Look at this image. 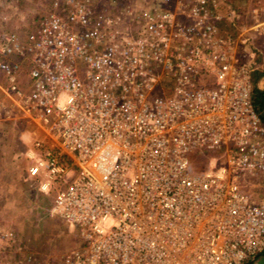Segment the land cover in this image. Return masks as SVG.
Listing matches in <instances>:
<instances>
[{
  "label": "built area",
  "instance_id": "obj_1",
  "mask_svg": "<svg viewBox=\"0 0 264 264\" xmlns=\"http://www.w3.org/2000/svg\"><path fill=\"white\" fill-rule=\"evenodd\" d=\"M103 1L49 0L24 35L0 30V104L33 126L26 178L53 190L49 216L82 241L16 264L253 261L264 250V124L250 98L264 0L250 24L229 12L231 31L217 0ZM193 148L222 164L192 173Z\"/></svg>",
  "mask_w": 264,
  "mask_h": 264
},
{
  "label": "rangeland",
  "instance_id": "obj_2",
  "mask_svg": "<svg viewBox=\"0 0 264 264\" xmlns=\"http://www.w3.org/2000/svg\"><path fill=\"white\" fill-rule=\"evenodd\" d=\"M109 1V0H108ZM157 0H118L120 5L132 3L135 9L147 7ZM49 0H0V30L24 35L33 29L36 20L47 10ZM256 0H217L216 9L223 20L218 22L221 30H232L224 18L230 14L235 25H247L252 20V8ZM255 3V4H254ZM98 7L107 8V2L98 0ZM138 7V8H137ZM229 19V20H230ZM263 42V38L255 43ZM257 68L251 73L252 85L264 86V58L256 55ZM24 77V74H22ZM252 86V87H253ZM0 104V264H16L17 260L30 254L39 259L57 256L81 245L76 226H69L48 214L53 190L37 191L36 182L26 178L28 163L23 156L25 142L31 138L27 133L33 129L19 114ZM192 173L206 169L209 161L222 164V156L213 149L193 148L186 153ZM251 193L250 201L259 200L258 188H245ZM257 193V195H256ZM253 196V197H252ZM247 264H264V255L258 254Z\"/></svg>",
  "mask_w": 264,
  "mask_h": 264
},
{
  "label": "trees",
  "instance_id": "obj_3",
  "mask_svg": "<svg viewBox=\"0 0 264 264\" xmlns=\"http://www.w3.org/2000/svg\"><path fill=\"white\" fill-rule=\"evenodd\" d=\"M259 75H264V70L259 71ZM250 98L261 122L264 124V86L259 88L254 85L251 89ZM260 254L264 255V250H262Z\"/></svg>",
  "mask_w": 264,
  "mask_h": 264
}]
</instances>
